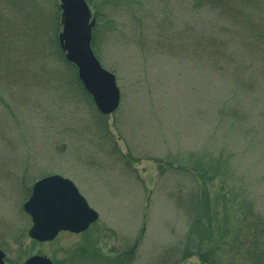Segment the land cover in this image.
I'll return each instance as SVG.
<instances>
[{"label": "rangeland", "instance_id": "rangeland-1", "mask_svg": "<svg viewBox=\"0 0 264 264\" xmlns=\"http://www.w3.org/2000/svg\"><path fill=\"white\" fill-rule=\"evenodd\" d=\"M90 1L91 49L120 91L104 128L57 54L59 0H0L4 264L33 255L53 264H197L180 256L195 187H210L226 239L242 213L264 217V58L194 0ZM54 174L98 219L38 243L22 205L35 181Z\"/></svg>", "mask_w": 264, "mask_h": 264}, {"label": "water", "instance_id": "water-1", "mask_svg": "<svg viewBox=\"0 0 264 264\" xmlns=\"http://www.w3.org/2000/svg\"><path fill=\"white\" fill-rule=\"evenodd\" d=\"M58 8L61 30L57 42L64 60L75 67L77 79L98 113L109 116L118 109L120 93L115 76L101 67L91 49L95 18L86 0H59ZM22 210L31 222L27 235L38 243L53 241L60 232L83 233L98 219L74 184L56 174L33 183ZM4 258L0 250V264ZM23 264L53 263L45 256L33 255Z\"/></svg>", "mask_w": 264, "mask_h": 264}, {"label": "trees", "instance_id": "trees-1", "mask_svg": "<svg viewBox=\"0 0 264 264\" xmlns=\"http://www.w3.org/2000/svg\"><path fill=\"white\" fill-rule=\"evenodd\" d=\"M87 2L91 4L90 0ZM194 2L196 7L212 10L225 21L229 27V37L237 41L238 46L250 54H258L264 58V0H194ZM97 13L96 11V22L99 23L101 16ZM59 14L55 15L56 20H59ZM57 26L59 31V24ZM53 38L56 45V34ZM94 39L93 29L92 47H95ZM202 44H206L205 50L208 54L218 53L207 41ZM56 50L59 59L75 75L76 81H74L80 87L75 68L65 62L59 47ZM81 93L88 98L93 107L90 97L82 88ZM92 109L96 123L104 128L105 117L94 107ZM187 198L185 200L190 205L194 218L185 237L181 258L194 256L198 260L197 264H264L263 216L251 212L242 213L234 235L226 239L227 228L218 221L219 217L214 205L216 199L212 197L210 187L205 184L198 190L195 187ZM224 220L222 218V221Z\"/></svg>", "mask_w": 264, "mask_h": 264}, {"label": "bare ground", "instance_id": "bare-ground-1", "mask_svg": "<svg viewBox=\"0 0 264 264\" xmlns=\"http://www.w3.org/2000/svg\"><path fill=\"white\" fill-rule=\"evenodd\" d=\"M119 93H120V91H119Z\"/></svg>", "mask_w": 264, "mask_h": 264}, {"label": "flooded vegetation", "instance_id": "flooded-vegetation-1", "mask_svg": "<svg viewBox=\"0 0 264 264\" xmlns=\"http://www.w3.org/2000/svg\"><path fill=\"white\" fill-rule=\"evenodd\" d=\"M29 218V217H28ZM30 219V218H29Z\"/></svg>", "mask_w": 264, "mask_h": 264}]
</instances>
